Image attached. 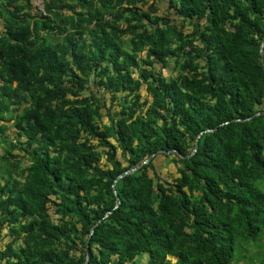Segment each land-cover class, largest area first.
<instances>
[{
  "label": "trees",
  "instance_id": "16d2710c",
  "mask_svg": "<svg viewBox=\"0 0 264 264\" xmlns=\"http://www.w3.org/2000/svg\"><path fill=\"white\" fill-rule=\"evenodd\" d=\"M44 9L0 0V264H238L263 247L264 0Z\"/></svg>",
  "mask_w": 264,
  "mask_h": 264
},
{
  "label": "rangeland",
  "instance_id": "374dc122",
  "mask_svg": "<svg viewBox=\"0 0 264 264\" xmlns=\"http://www.w3.org/2000/svg\"><path fill=\"white\" fill-rule=\"evenodd\" d=\"M170 71L169 70H165V75L168 76L170 75ZM142 94L144 96H146V92L145 90H143ZM5 148V146H1L0 147V155L3 154V149ZM24 153H22L21 155H23ZM29 164V162L27 160L23 161V166H27ZM155 165L157 167V170L159 172V174L165 178V179H170L171 180V175H174V165L171 164L170 162H166V160L163 157H157V159L155 160ZM172 173V174H171ZM10 241V238L8 236V231L5 230L3 232L2 238H0V247H4L6 245V243H8ZM249 254L247 255V259L241 263L238 264H264V246L263 247H257V246H253L251 245L249 247ZM250 258L252 259L250 261Z\"/></svg>",
  "mask_w": 264,
  "mask_h": 264
},
{
  "label": "built area",
  "instance_id": "2783aa9c",
  "mask_svg": "<svg viewBox=\"0 0 264 264\" xmlns=\"http://www.w3.org/2000/svg\"><path fill=\"white\" fill-rule=\"evenodd\" d=\"M35 2V8L44 13L45 14V9H44V5H45V0H34ZM0 83H2V80L0 79Z\"/></svg>",
  "mask_w": 264,
  "mask_h": 264
},
{
  "label": "water",
  "instance_id": "95a60500",
  "mask_svg": "<svg viewBox=\"0 0 264 264\" xmlns=\"http://www.w3.org/2000/svg\"><path fill=\"white\" fill-rule=\"evenodd\" d=\"M197 148H198V143L196 144L195 151L197 150ZM156 154H158V153H156ZM156 154H155V155H156ZM155 155H154V156H155ZM146 162H147V161H146ZM127 173H128V172H127ZM127 173H126V174H127Z\"/></svg>",
  "mask_w": 264,
  "mask_h": 264
}]
</instances>
